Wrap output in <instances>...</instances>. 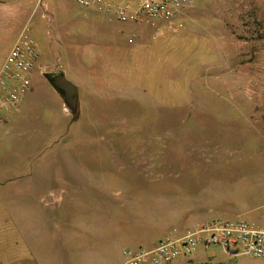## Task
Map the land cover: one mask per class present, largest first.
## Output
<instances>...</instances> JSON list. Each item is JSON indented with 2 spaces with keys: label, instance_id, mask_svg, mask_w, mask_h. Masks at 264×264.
Wrapping results in <instances>:
<instances>
[{
  "label": "rangeland",
  "instance_id": "374dc122",
  "mask_svg": "<svg viewBox=\"0 0 264 264\" xmlns=\"http://www.w3.org/2000/svg\"><path fill=\"white\" fill-rule=\"evenodd\" d=\"M25 26L38 44L39 65L60 66L77 87L79 116L72 121L71 109L39 75L31 76L15 120L0 123V264H40L39 249L49 251L40 224L54 210L53 171L69 168L61 155H102L109 167L125 168L133 155H156L177 177L170 156L191 155L218 164L212 172L223 180H244L240 197L252 198L246 205L264 199V0H194L173 29L134 47L118 90L108 85L98 91L102 99L83 96L80 69L104 37L128 24L108 22L73 0H0V65ZM166 32L171 40L163 45ZM129 34L120 30L123 47ZM172 264L264 258L198 246Z\"/></svg>",
  "mask_w": 264,
  "mask_h": 264
},
{
  "label": "crops",
  "instance_id": "0c3cea01",
  "mask_svg": "<svg viewBox=\"0 0 264 264\" xmlns=\"http://www.w3.org/2000/svg\"><path fill=\"white\" fill-rule=\"evenodd\" d=\"M125 24L129 28L115 30L110 38L102 39L100 49L89 52L90 61L79 72L84 73L83 96L94 94L102 99L104 96L98 91L108 85L118 90L125 71L124 59L133 58L136 45L147 47L157 36L151 27ZM122 29L134 35L132 42L127 40L125 50L118 41ZM166 33L163 45L171 40ZM39 60L31 76L46 78L48 73L63 72L60 66L48 71V66L39 65ZM76 66L72 68L78 69ZM31 90L15 110L4 115V124L15 120L19 106ZM56 92L63 109L70 113ZM66 156L69 165L66 174L61 169L53 171L56 183L51 199L53 213L41 218V246L50 238L51 247L49 251L39 249L40 264H122L127 249H149L166 235L178 239L212 221L264 222V199L253 207L246 205L252 203V198L245 201L244 196L240 197L241 189L246 188L244 180L221 179L212 172L219 165L210 161L191 159V155H171V164L181 171L177 177L176 172L167 173L166 161L156 155H133L127 168L109 167L100 161L102 155H61V158Z\"/></svg>",
  "mask_w": 264,
  "mask_h": 264
},
{
  "label": "built area",
  "instance_id": "2783aa9c",
  "mask_svg": "<svg viewBox=\"0 0 264 264\" xmlns=\"http://www.w3.org/2000/svg\"><path fill=\"white\" fill-rule=\"evenodd\" d=\"M84 9L103 14L108 22L134 23L161 28L175 27L178 15L194 0H73ZM134 35H129L132 42ZM39 59L38 44L25 26L12 42L0 65V122L15 110L29 91L31 75ZM42 70V69H41ZM198 246L238 249L255 258H264V222L244 219L216 220L187 231L178 239L166 235L152 248L127 249L122 264H171L181 255L192 254Z\"/></svg>",
  "mask_w": 264,
  "mask_h": 264
},
{
  "label": "water",
  "instance_id": "95a60500",
  "mask_svg": "<svg viewBox=\"0 0 264 264\" xmlns=\"http://www.w3.org/2000/svg\"><path fill=\"white\" fill-rule=\"evenodd\" d=\"M48 82L60 93L65 104L70 108H75L78 102L77 87L66 79L63 72L46 74Z\"/></svg>",
  "mask_w": 264,
  "mask_h": 264
},
{
  "label": "trees",
  "instance_id": "16d2710c",
  "mask_svg": "<svg viewBox=\"0 0 264 264\" xmlns=\"http://www.w3.org/2000/svg\"><path fill=\"white\" fill-rule=\"evenodd\" d=\"M79 116V112L78 110L75 108H72L71 109V118H72V121L76 120Z\"/></svg>",
  "mask_w": 264,
  "mask_h": 264
}]
</instances>
